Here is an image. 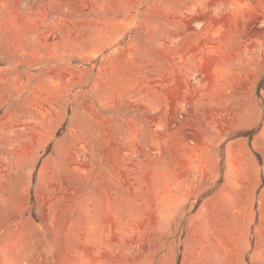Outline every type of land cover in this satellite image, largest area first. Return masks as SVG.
Here are the masks:
<instances>
[{
    "label": "rangeland",
    "instance_id": "1",
    "mask_svg": "<svg viewBox=\"0 0 264 264\" xmlns=\"http://www.w3.org/2000/svg\"><path fill=\"white\" fill-rule=\"evenodd\" d=\"M256 207L264 0H0V264H254Z\"/></svg>",
    "mask_w": 264,
    "mask_h": 264
},
{
    "label": "crops",
    "instance_id": "2",
    "mask_svg": "<svg viewBox=\"0 0 264 264\" xmlns=\"http://www.w3.org/2000/svg\"><path fill=\"white\" fill-rule=\"evenodd\" d=\"M251 225L245 226L242 232V240L245 239L246 233L248 236L251 231L252 241L249 244L251 255L254 257V264H264V209L256 207L255 216L252 219ZM244 254L248 249V244H243Z\"/></svg>",
    "mask_w": 264,
    "mask_h": 264
}]
</instances>
